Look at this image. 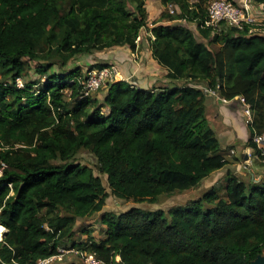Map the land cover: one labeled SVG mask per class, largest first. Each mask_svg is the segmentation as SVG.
Here are the masks:
<instances>
[{
	"label": "trees",
	"instance_id": "16d2710c",
	"mask_svg": "<svg viewBox=\"0 0 264 264\" xmlns=\"http://www.w3.org/2000/svg\"><path fill=\"white\" fill-rule=\"evenodd\" d=\"M146 1L0 0L2 264H36L59 250H73L82 264L85 253L102 264H251L264 255V178L245 183L230 172L221 187L167 212H102V239L89 233L68 244L76 221L100 213L108 193L89 167L52 162L87 151L110 195L150 203L194 188L226 166L205 118V94L190 84L250 105L246 146L260 158L253 136L264 131V36L200 29L212 0H157L165 11L148 31L149 49L183 86L145 90L108 82L101 99L102 88L95 97L81 96L88 76L73 60L114 47L136 51L149 22ZM168 5L178 13L170 15ZM181 20L193 23L206 44ZM42 55L47 61L38 62L39 74L54 57L63 70L18 89L23 59Z\"/></svg>",
	"mask_w": 264,
	"mask_h": 264
},
{
	"label": "rangeland",
	"instance_id": "374dc122",
	"mask_svg": "<svg viewBox=\"0 0 264 264\" xmlns=\"http://www.w3.org/2000/svg\"><path fill=\"white\" fill-rule=\"evenodd\" d=\"M251 2L254 4L258 1L251 0ZM146 10L148 12L149 22H152V23L155 20H158L161 13L165 11V9L160 4H157V3H153L149 6H146ZM181 23L194 33L197 41L206 44V41L203 40L201 36L198 34L196 30V26L193 23H190V22H181ZM138 41L139 40L137 39L136 43ZM110 50L112 51V49H109V50L106 49L101 52H95L92 55L80 56L76 58L75 60H73V62L75 65L80 67L81 71L83 73H86L87 76L90 75V72L87 73V69L92 65L102 64V65H105L104 68H114L115 69L114 64L109 63L111 61L104 59L106 52ZM113 50H117L118 52L120 51V49H114V48ZM43 57H44L43 55L40 56V58L38 59L40 61L38 60L29 61L28 59H23L25 70L21 78L22 84L27 85L29 83H39L40 81L42 82L52 72L63 70L62 67L60 66V63L58 62L59 59L57 57H54L50 61H48L49 63H52V66L48 67L49 70L47 71V73L44 75L39 74L38 66L41 64H38V62L42 63L41 60L47 61L46 58H43ZM93 70H98V69H93ZM113 72L116 73L114 70ZM4 78L5 77L2 73V70L0 69V83L2 79ZM138 80L141 82H138V81L135 82L133 81V79H131L130 81H128V83H131V85H133L136 88L145 89L144 87H146L147 84H143V83L144 82L148 83L147 77L143 75V76H140ZM165 85L168 86V84L166 83ZM174 86H177V85H174ZM104 90L105 88H102L100 90L101 93L98 95L100 99L102 98ZM96 94L97 92L93 93L92 97H95ZM12 99H13L12 96L7 95V100H12ZM69 103L71 102L69 100H66V105H65L66 109L69 108ZM240 111H241V107H240ZM245 146L246 144L244 143L243 145H241V147H239V149H237V151H233V152L228 151L227 154H226V151H224L226 160L230 162L231 164L232 163L237 164L235 168H228V169L224 168L221 172H219V174L208 176L207 178L201 180L197 184V186L189 190H186L183 192H172V193L162 194L158 196L157 199L153 203H150L148 201H142V202L127 201L124 199H118L110 195L109 189L107 187L105 175L100 173V171L98 170V165H97L95 158L87 151H79L67 161L52 162L53 165L70 163V164H80V165L89 167L95 175L100 177V179L102 180V184L105 187L106 192L108 193V196L105 200V205L100 213L88 216L83 219H78L76 221V224L72 230V234L69 236L68 244L70 243L76 244V243L85 241L89 233L92 234V235L90 234V237H93V239L95 240L102 239L104 237V230H105V227L101 225L100 220H99L102 212L121 213V212L127 211L130 208H139V209L146 210V211L162 210L164 212H167L172 207L186 206L190 202L199 198L209 188L217 187V186L221 187L223 185V180L227 172L232 173L235 177H237L239 180L244 181L245 183L257 182L258 180L264 178V167L252 153L251 155H246L247 158L250 159L248 160L249 162L248 167L243 168L242 165H240V161H241L240 153L241 151L246 149L244 148ZM249 150H251V148H249ZM244 172L246 173L245 176L242 175V173ZM63 263L82 264V259L80 255L69 253L63 256Z\"/></svg>",
	"mask_w": 264,
	"mask_h": 264
},
{
	"label": "crops",
	"instance_id": "0c3cea01",
	"mask_svg": "<svg viewBox=\"0 0 264 264\" xmlns=\"http://www.w3.org/2000/svg\"><path fill=\"white\" fill-rule=\"evenodd\" d=\"M233 1L236 3L242 2V0ZM153 3L160 4L157 0H147L146 6H149ZM251 4V6L255 9H259L260 7L258 6L260 4L259 2H256L254 4L251 2ZM262 10H264V6L262 7ZM260 17L262 16L259 15L258 18ZM156 21L158 20H155L154 22ZM153 23L148 22L147 29H143L140 32V39L138 41L139 44L137 42L136 51L131 52L125 47H114V49H120V51L118 52L117 50H113V48H110L112 49V51L110 50L106 52L104 59L109 60L111 61L109 63L114 64L115 69L113 68V70L117 73L116 79L112 83H128V81H130L131 79H133V81L135 82H141L138 79L143 75L147 77L148 81V83H143L147 84V86L144 87L145 90L169 88L173 87L174 85L178 86V84L183 83L180 80L173 81L169 79L167 77V69L158 65V63L152 58L149 49V43L147 41V36L149 35L148 31L153 26ZM165 83L168 84V86H166ZM128 84L130 85V83ZM204 105L207 124L214 131L220 147L224 151H226V154L228 151H237V149H239L241 145L247 143L248 125L251 122L242 114L239 104L235 99L228 101H219L214 97L205 96ZM244 148L246 149H244L240 153V165H242L243 168H247L249 163L248 160L250 159H248L246 155L250 154L252 151L249 150V147L247 146H245ZM236 166V163L231 164L230 162H228L225 167L216 172H213L211 175L219 174V172H221L224 168H235ZM242 175L245 176L246 173L244 172L242 173Z\"/></svg>",
	"mask_w": 264,
	"mask_h": 264
},
{
	"label": "built area",
	"instance_id": "2783aa9c",
	"mask_svg": "<svg viewBox=\"0 0 264 264\" xmlns=\"http://www.w3.org/2000/svg\"><path fill=\"white\" fill-rule=\"evenodd\" d=\"M251 0H242L241 3H236L233 0H212L206 7V18L200 25V29L210 30L212 34L219 33L222 29L231 28L235 30L247 29L248 35H261L264 36V10L262 7L264 3H260L259 9L251 6ZM170 15L178 13V8L173 5L166 7ZM261 15L262 17L258 18ZM181 22H185L181 20ZM139 40V38H138ZM117 73L113 72V68H102L100 70L90 71L81 92L82 97H87L100 88H104L108 82L112 83L116 79ZM15 86L20 89L23 88L21 78H16ZM130 86L134 87L133 85ZM183 86V83L178 84L177 87ZM202 91L205 96H211L219 101L222 100L216 91L210 90L205 85H189ZM136 88V87H135ZM234 100V99H232ZM241 107L242 114L252 122L253 112L250 105L241 97L235 98ZM253 143L256 145L257 150L260 152V158L256 157L264 167V131L261 134L253 136ZM252 153V152H251ZM248 154V155H251ZM6 169V164L0 162V178ZM4 232L0 237V242L3 239ZM74 252L73 250L65 251L59 250L57 255L48 257L38 261L36 264H62V257L65 254ZM77 253V252H76ZM83 256V264H102L98 261L94 254L85 253ZM0 264H2L0 262Z\"/></svg>",
	"mask_w": 264,
	"mask_h": 264
},
{
	"label": "water",
	"instance_id": "95a60500",
	"mask_svg": "<svg viewBox=\"0 0 264 264\" xmlns=\"http://www.w3.org/2000/svg\"><path fill=\"white\" fill-rule=\"evenodd\" d=\"M251 264H264V255L257 256Z\"/></svg>",
	"mask_w": 264,
	"mask_h": 264
},
{
	"label": "bare ground",
	"instance_id": "6f19581e",
	"mask_svg": "<svg viewBox=\"0 0 264 264\" xmlns=\"http://www.w3.org/2000/svg\"><path fill=\"white\" fill-rule=\"evenodd\" d=\"M3 232H4V228L0 225V237H1Z\"/></svg>",
	"mask_w": 264,
	"mask_h": 264
}]
</instances>
